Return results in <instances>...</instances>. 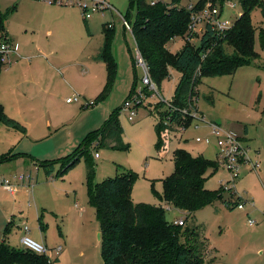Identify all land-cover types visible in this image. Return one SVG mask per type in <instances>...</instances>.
Instances as JSON below:
<instances>
[{
    "label": "rangeland",
    "instance_id": "1",
    "mask_svg": "<svg viewBox=\"0 0 264 264\" xmlns=\"http://www.w3.org/2000/svg\"><path fill=\"white\" fill-rule=\"evenodd\" d=\"M109 1L115 5L114 10H98L86 17L79 5L49 0H0V12L8 13L6 24L16 41L32 46L41 44L39 46L45 53L54 51L50 58L40 54L30 61H14L0 72V97L6 103V111L24 122L28 134L20 137V144L11 148L27 150L31 156L30 165L34 171L35 167L39 168L38 175H35L37 172L34 174L33 189L25 185L16 197L0 193V242L6 238L13 245H22V234L16 229L10 231L7 225L14 213L22 211L33 238L49 247H63L59 260L53 264H104L100 225L87 192L85 157L82 156L65 173H58L62 158L74 151L87 133L100 127L112 111L122 106L135 86L133 93L143 89L146 94L137 102V114L130 118L129 109L122 108L119 115L128 146L124 149L102 143L96 146L99 141L92 136L86 141L95 164V180L102 181L124 170L136 171L138 177L132 190L133 200L159 203L161 199L157 193H162L164 179L175 168L173 154L176 148L184 147L195 155L215 159L217 146L214 138L210 136V141H197L196 137L210 134L211 121L242 130L246 138L241 135L261 160V166L255 170L250 163L243 164L228 183L234 186L229 189L225 188V180L231 175L229 171L222 166L207 171V188L221 186L226 195L232 192L229 198L241 195L249 201L240 208L218 199L196 212V220L203 224L208 240L201 264H264V42L261 36L264 14L260 7L251 11L258 57L251 63L240 65L232 73L206 75L200 79L196 84L198 100L194 110L202 114V120L196 123L198 118L190 117L187 125L181 122L182 126L170 137L167 154L162 156L157 146V126L159 122L166 124V99L173 96L180 70L169 65V76L159 85L164 99L152 95L154 91L142 81L144 69L137 62L134 34L125 27L123 20L125 15H133V23L137 3ZM181 1L186 3L189 0ZM221 3L224 4L225 0ZM16 4L18 7L13 12ZM51 8L70 17L79 11V26L70 28L61 23L56 26L49 17ZM241 10V4L236 2L235 8L226 7L224 14L235 17ZM106 22L113 27L112 51L117 70L107 94L97 99L107 83L106 65L81 53L84 50L94 53L103 37ZM49 28H53V34L49 33ZM204 30L201 27L189 40L199 45ZM89 32L92 40L88 38ZM184 41L183 36L172 38L168 48L176 52ZM11 66L9 71L4 69ZM74 95L80 100L67 102V97ZM91 101L94 103L89 105ZM6 130L5 124L1 123L0 153L10 150L16 137ZM95 152L99 155L96 156ZM36 159L38 161L34 162ZM42 159L53 162L50 172L39 162ZM9 162L11 165L0 163V178L9 177L14 167L18 173L26 170L24 161ZM167 215L170 219L176 217V212L167 209ZM251 219L259 223L252 225ZM20 221L21 218L16 216L15 223Z\"/></svg>",
    "mask_w": 264,
    "mask_h": 264
},
{
    "label": "trees",
    "instance_id": "2",
    "mask_svg": "<svg viewBox=\"0 0 264 264\" xmlns=\"http://www.w3.org/2000/svg\"><path fill=\"white\" fill-rule=\"evenodd\" d=\"M208 0H130L137 3L133 15L125 17L130 21L137 47L146 59L153 78L161 86L169 76V65L180 70L175 84L171 106L170 122L157 126V146L164 156L168 152L172 123L186 124L192 114L183 113V108L193 103L198 96L196 84L206 75H218L234 72L240 65L251 63L258 57L255 48V27L251 11L260 7L264 14V0H236L242 10L234 18L232 26L216 30L208 24L200 35L199 45L189 39L196 35L189 27L191 13ZM220 2L221 0H211ZM190 3H195L191 8ZM222 4V3H221ZM15 7V5H14ZM132 13V12H131ZM7 12H0V38L8 37ZM104 41L97 58L105 62L107 83L96 96L103 97L109 91L116 75L117 61L112 51L113 30L108 22L103 25ZM183 36L182 46L172 52L168 42L172 38ZM264 42V28L261 29ZM4 65L0 61V72ZM135 86L133 87L132 96ZM176 107L174 110L171 108ZM122 106L112 111L104 123L85 135L77 148L65 155L61 161L59 175L70 170L82 157L86 163V184L90 204L95 208L100 225L101 252L104 264H201L208 240L203 232L204 226L196 220V212L215 200L221 199L231 205L232 192L226 195L220 186L217 189L206 187L207 171L218 168V162L203 154H193L184 147H178L173 154L174 171L164 179L162 193H157L159 203L134 201L133 186L138 177L133 170H124L102 181L95 180V164L90 155L89 137H97L96 146L107 144L115 148H126L124 126L120 120ZM26 130L24 122L10 116L0 100V124ZM187 125V124H186ZM22 152L0 154V161L11 159ZM38 161V160H37ZM51 171L52 161H39ZM242 199L236 195L234 203ZM165 202L168 204L166 205ZM169 206V207H167ZM167 209H174L175 219H169ZM185 223L180 224L179 219ZM7 235V233H6ZM47 253H36L26 248L10 244L6 238L0 242V264H53Z\"/></svg>",
    "mask_w": 264,
    "mask_h": 264
},
{
    "label": "built area",
    "instance_id": "3",
    "mask_svg": "<svg viewBox=\"0 0 264 264\" xmlns=\"http://www.w3.org/2000/svg\"><path fill=\"white\" fill-rule=\"evenodd\" d=\"M58 4L65 5H79L83 9V14L86 17H90L94 11L98 10H114L115 5L112 4L109 0H49ZM155 2V0H152ZM236 0H225L224 4L220 2H213L211 0L206 1L200 8H196L191 13V22L189 27L193 29V32H197L198 29L203 27L206 28L208 24L212 26V28L216 30H224L232 26L235 17L225 16L224 10L226 7L235 8ZM195 3H190L189 7L191 8ZM228 4V6H227ZM125 27L132 30V26L130 21L124 16L123 17ZM109 25H112L109 23ZM137 62L143 66L144 76L142 81L144 85L148 86L149 89L153 90L152 95H157L160 98H163L162 92L159 89V84L153 78L150 67L146 61V59L141 54L139 48L137 47ZM20 54V43L10 36L6 38H0V61L3 62L4 65L12 63L15 59V55ZM137 92L133 93L131 97L126 99L125 103L122 105V108L129 109L130 118H134L137 114L136 106L137 102L141 101V98H145L146 94L143 89L136 90ZM164 99V98H163ZM80 97L78 95L67 97V101H79ZM170 100V101H169ZM196 100H198L197 96H193V103L180 108L183 113H190L192 117L198 118V123L202 120V114L198 111H195V106L197 104ZM89 103V102H87ZM94 101H91L89 105L93 104ZM167 106H171V99H166ZM176 107L171 108L174 110ZM172 113V112H171ZM170 112L165 117V122L168 124L171 120ZM174 128L170 131V137L178 130L180 123H172ZM184 127V126H183ZM210 134L209 135H199L196 137L197 141H210V136H212L216 142V156L215 160L218 162L219 166H222L224 169L231 173L230 177L225 180V188L229 189V187H234L233 185H228L229 182L238 174L239 169L243 164L250 163L251 167L255 170L261 166V160L253 154V150L249 143L245 140V138L237 133L235 130L228 128L221 123L211 121L210 122ZM95 155L98 156L99 152H95ZM255 156V157H254ZM30 175L20 174L19 178L21 180L30 179ZM224 183V184H225ZM0 184H4L8 189L13 190L14 187L11 184L8 178L0 179ZM234 189V188H233ZM230 192V191H229ZM236 196V195H235ZM232 197L231 204H236L240 208H244L245 204L249 199H239L237 203H234ZM178 222L180 224L185 223L183 219H179ZM250 223L252 225L259 223L255 219H251ZM25 233L21 236V244L23 248H26L32 252L36 253H47L50 251H54L55 253H59L61 251L62 246L49 247L45 243L40 242L33 238L28 232L30 230V225L25 223L22 226Z\"/></svg>",
    "mask_w": 264,
    "mask_h": 264
},
{
    "label": "crops",
    "instance_id": "4",
    "mask_svg": "<svg viewBox=\"0 0 264 264\" xmlns=\"http://www.w3.org/2000/svg\"><path fill=\"white\" fill-rule=\"evenodd\" d=\"M18 7V5L16 4L15 5V7H14V9H13V12L15 11V9ZM56 7H58V6H56ZM50 11H52L51 12V14H49V17H51V19H53L54 20V22H55V24H56V26H57V23H61L63 26H65V27H76L77 25L79 26V24H80V18H81V16H80V14H79V11H77L76 10V12H74L73 14H72V16L70 17L69 15H67V14H65V13H63V12H58V13H56V11H57V8H51V10ZM113 12V11H112ZM7 21H8V19H7ZM6 21V23H8ZM86 21V20H85ZM86 22H88V21H86ZM87 25H88V23H87ZM86 25V26H87ZM104 25V24H103ZM6 27H7V30H8V32H9V34L11 35L10 37H12L13 39H15L16 40V38H15V36H14V34L11 32V30L8 28V25L6 24ZM88 27V26H87ZM104 27V26H103ZM53 32H54V30H53V28H49V33H51V34H53ZM32 33H35L34 31L32 32ZM90 35H91V32H89L88 33V38L90 39V40H92V38L90 37ZM103 41H104V31H103V37L101 38V40H100V43H99V45L98 46H96L94 49H95V51H94V53H91V52H89V51H86V50H84L81 54L83 55V56H86V55H88L87 57H89V58H93L94 60H97V61H100V62H103V63H105L103 60H101V59H99V58H97V53L99 52V50L101 49V47H102V45H103ZM19 42V41H18ZM36 42V41H35ZM20 43V54L19 55H15V59H14V61L15 62H18V61H20V60H24V61H30V60H32L34 57H36V56H39L40 54H42V55H44V57H46V58H50V57H52V54H53V52L54 51H51L50 53H45V51H44V49L41 47V46H39V45H41V44H35V46H32V44H24V43H21V42H19ZM50 44H52L51 43V41H50ZM46 45V44H45ZM47 46V45H46ZM46 48H49V47H46ZM43 49V50H42ZM43 51H44V53H43ZM91 54V55H90ZM13 61V63H15ZM14 65V64H13ZM12 68V66L11 67H6V68H4V69H6V70H10ZM0 90H1V87H0ZM0 100L3 102V104H4V106H5V110H6V103H5V101L3 100V99H1V97H0ZM67 102H75V101H67ZM7 112V111H6ZM12 114V113H11ZM12 115H14V114H12ZM20 120V119H19ZM5 127H6V133H10V132H12V133H14L15 135H16V137H14L13 138V145L12 146H10L9 148H10V150H5L4 152L2 151V153H0V154H4V153H8V152H22L20 155H16V156H14L13 158H11V159H5V160H3V161H0V163H3V164H9V165H11V163L12 162H9V161H14V163H18V162H20V161H24L25 163H26V170L24 171V172H21V173H18V172H16L17 170L15 169V167L14 168H11V175L9 176V177H7V176H2L0 179H3V178H8L9 180H10V182H11V184L13 185V187H14V189L13 190H10V189H8L4 184H0V193H2V192H6V193H8V194H10L11 196H14V197H16L17 195H18V192L20 191V189H22V187H24L25 185H28V187L30 188V189H33V181H34V179H35V177H34V174L35 175H38V173H39V168L38 167H35V171H34V167L33 166H31L30 165V161H29V159H30V155H28L27 154V150H23V149H20V150H18V151H16V150H14V149H12L11 147H13V146H15V145H18V144H20V142H21V138L20 137H24V136H28V134L26 133V130L25 131H21V129H18V128H15V127H9V126H7V125H5ZM227 127V126H226ZM228 128H232V127H228ZM233 130H235L237 133H239V134H242L245 138H246V136H245V132L243 133V132H241L242 130H237V129H235V128H232ZM244 131H247V127L246 126H244ZM14 131V132H13ZM8 148V149H9ZM22 150V151H21ZM37 160L38 159H36V161H34V162H37ZM35 166L37 165L36 163L34 164ZM48 169V168H47ZM48 171V170H47ZM49 172V171H48ZM20 174H28V175H30L31 177H30V179H25V180H21L20 178H19V175ZM28 182V183H27ZM26 189V188H25ZM28 189V188H27ZM30 204H31V202H29V206H30ZM7 212V211H6ZM249 212V211H248ZM22 215H24V213H22V211H20L19 213H14L13 215H12V217L10 218V219H8V221H7V225H8V229L10 230V231H13V230H15L16 229V231H19L22 235L25 233V231L23 230V228H22V226H23V224H25V223H27L26 221V218H24V217H22ZM16 216H18L19 218H21V221L19 222V223H15L16 222ZM175 217H173V218H171V219H174ZM28 224V223H27ZM29 234H31V227H30V230H29V232H28ZM21 235V236H22ZM20 239H21V237H20ZM3 241V240H2ZM9 242V241H8ZM10 243V242H9ZM11 244V243H10ZM20 244H21V242H20ZM13 245V244H12ZM15 246H18V247H22V245L21 246H19V245H15ZM63 248V247H62ZM62 250L63 249H61V251L55 256V252L54 251H50V252H48V255L52 258V259H54V258H58V260H59V254L62 252Z\"/></svg>",
    "mask_w": 264,
    "mask_h": 264
}]
</instances>
